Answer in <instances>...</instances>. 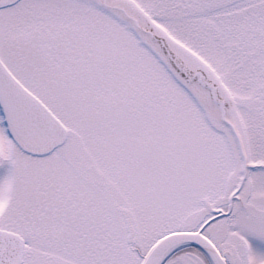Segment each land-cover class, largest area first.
I'll list each match as a JSON object with an SVG mask.
<instances>
[{
  "label": "snow or ice",
  "instance_id": "6c2138e0",
  "mask_svg": "<svg viewBox=\"0 0 264 264\" xmlns=\"http://www.w3.org/2000/svg\"><path fill=\"white\" fill-rule=\"evenodd\" d=\"M0 264H264V0H0Z\"/></svg>",
  "mask_w": 264,
  "mask_h": 264
}]
</instances>
